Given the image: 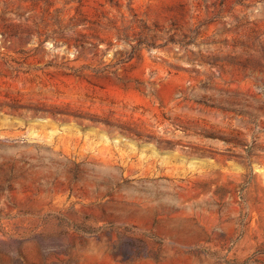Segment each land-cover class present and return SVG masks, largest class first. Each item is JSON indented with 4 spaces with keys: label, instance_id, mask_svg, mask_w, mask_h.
Returning a JSON list of instances; mask_svg holds the SVG:
<instances>
[{
    "label": "rangeland",
    "instance_id": "374dc122",
    "mask_svg": "<svg viewBox=\"0 0 264 264\" xmlns=\"http://www.w3.org/2000/svg\"><path fill=\"white\" fill-rule=\"evenodd\" d=\"M0 264H264V0H0Z\"/></svg>",
    "mask_w": 264,
    "mask_h": 264
}]
</instances>
